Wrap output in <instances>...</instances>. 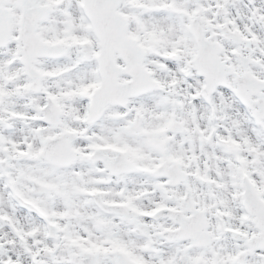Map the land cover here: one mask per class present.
<instances>
[{"label":"snow or ice","instance_id":"obj_1","mask_svg":"<svg viewBox=\"0 0 264 264\" xmlns=\"http://www.w3.org/2000/svg\"><path fill=\"white\" fill-rule=\"evenodd\" d=\"M0 264H264V0H0Z\"/></svg>","mask_w":264,"mask_h":264}]
</instances>
